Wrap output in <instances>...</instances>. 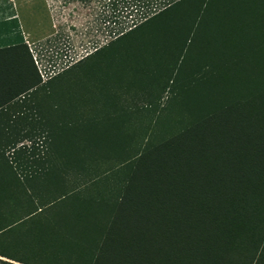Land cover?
Returning <instances> with one entry per match:
<instances>
[{"label":"trees","instance_id":"obj_1","mask_svg":"<svg viewBox=\"0 0 264 264\" xmlns=\"http://www.w3.org/2000/svg\"><path fill=\"white\" fill-rule=\"evenodd\" d=\"M109 1L47 82L0 49V264H263L264 0Z\"/></svg>","mask_w":264,"mask_h":264},{"label":"rangeland","instance_id":"obj_2","mask_svg":"<svg viewBox=\"0 0 264 264\" xmlns=\"http://www.w3.org/2000/svg\"><path fill=\"white\" fill-rule=\"evenodd\" d=\"M26 1L29 4V0H19L22 11L21 20H23L25 26L24 30L29 32L31 40H34L27 46L33 56V61L38 72L45 74L47 77H54L62 73L64 70L93 54L97 49L109 44L114 38L112 31L107 28L108 25L106 27L104 25L105 17L108 15L110 8H112L109 0H47L50 18L48 13L45 12L44 6L40 3V0H35V6L33 7L31 4L30 8H32V10H29L28 15H24V8H22V5ZM237 7L240 8L239 5ZM51 21H53V24ZM251 24H253V22H251ZM129 26H131V23L125 25L126 28ZM129 30L130 28L126 29V31ZM35 58H37L38 65L35 62ZM92 60L93 58H91L89 62ZM119 65L122 66L121 61L117 63L116 67L114 62L106 64L98 73L95 72L97 75L96 79L102 80L105 76L108 77V74L111 75L114 73L115 69L119 72L121 69ZM73 69L76 70V67ZM73 78L74 77L70 76L68 73L61 74V76L54 80V84L65 86L74 80L81 85L87 86L93 84V80L89 81L88 78ZM137 79L140 81V78ZM137 79L135 89H137V91L139 90L140 92L138 93L140 94L143 88L138 87L139 82ZM101 80L100 82H102ZM47 81L43 80V82ZM101 84H103V82ZM75 87L76 86L73 87L76 94L75 96L85 91L83 86L80 88ZM120 93L123 103L122 107L124 111H126L127 105L133 106L130 102L131 96L126 90H122ZM157 93L158 91H156L155 94ZM169 95L168 91L163 94L165 98ZM137 103V106H133L134 108L139 107L138 109L142 110L146 107V104L142 100H139ZM23 144L31 146L29 141L23 140L19 145ZM251 246L252 249L250 251L240 253L237 257L238 262L250 260L252 264H254V258L256 257V260H258L260 252L256 253L254 249H258L259 245L256 247L252 243ZM262 256L264 259V252Z\"/></svg>","mask_w":264,"mask_h":264},{"label":"crops","instance_id":"obj_3","mask_svg":"<svg viewBox=\"0 0 264 264\" xmlns=\"http://www.w3.org/2000/svg\"><path fill=\"white\" fill-rule=\"evenodd\" d=\"M24 2L22 8H24V15H28L30 5L35 6V0H29ZM40 3L44 6V10L48 13L49 18V5L47 0H40ZM19 0H0V49L10 48L20 44H31V35L24 30V23L22 18V11ZM53 24V21H51Z\"/></svg>","mask_w":264,"mask_h":264},{"label":"built area","instance_id":"obj_4","mask_svg":"<svg viewBox=\"0 0 264 264\" xmlns=\"http://www.w3.org/2000/svg\"><path fill=\"white\" fill-rule=\"evenodd\" d=\"M35 62H36V64H37V58H35ZM37 65H38V64H37ZM39 74H41L42 80H44V81H45V80L47 81V80H49L50 78H52V77H47V76H45V74H43V73H41V72H40Z\"/></svg>","mask_w":264,"mask_h":264}]
</instances>
